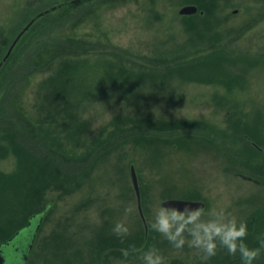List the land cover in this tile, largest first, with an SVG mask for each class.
<instances>
[{"label": "rangeland", "instance_id": "1", "mask_svg": "<svg viewBox=\"0 0 264 264\" xmlns=\"http://www.w3.org/2000/svg\"><path fill=\"white\" fill-rule=\"evenodd\" d=\"M69 2L0 0V63L34 18L53 8L59 16ZM189 5L198 13L180 15ZM74 18L61 36L82 48L33 74L19 104L38 139L59 151L53 156L75 157L82 167L75 174L38 168L0 138V244L46 210L27 264H143L152 246L164 264L231 256L221 246L203 259L157 232L156 212L170 199L203 201L205 219L224 208L247 220L250 246L260 244L264 0H92ZM118 222L128 227L123 236L113 231Z\"/></svg>", "mask_w": 264, "mask_h": 264}, {"label": "trees", "instance_id": "2", "mask_svg": "<svg viewBox=\"0 0 264 264\" xmlns=\"http://www.w3.org/2000/svg\"><path fill=\"white\" fill-rule=\"evenodd\" d=\"M69 1V4L60 5V7H58L56 13H58L59 16L53 17L55 13L53 12L54 10H52L40 19H37L33 26L22 36L10 57L6 61H1L0 138L10 142L13 145L15 153L18 152L23 161L31 162L38 166V168L39 165L42 168L47 166L49 168H56L65 173L75 174L79 171V167H82L78 166V159L75 157L68 158L63 155H61V157H58L57 155L54 157L52 152L55 151L58 154L59 151L55 149L53 150L47 142L38 139L34 124L26 118L24 111L19 104V97L22 94V90L26 88V83L33 74L46 70L52 61L59 59L64 55H68L70 52L67 51L72 49V46L77 48L76 50L82 48L81 43L70 39V36H61V32H63L65 28L63 27L61 29V26L65 25L66 27H72L75 22L74 17L86 3H89L92 0ZM46 10L49 9L47 8ZM74 12L75 15L72 14ZM62 15L65 16L62 17ZM54 50L59 53L57 56L53 55L52 52ZM61 51H63V54L60 55ZM222 52L223 50H217L215 51V55H220L218 53ZM138 128H141L142 131H146L144 136L152 135L149 128L144 126ZM135 130L136 128H133L130 129L129 132L134 133ZM168 131H173V129H168ZM43 144L48 148L50 153H44L41 149L42 146H44ZM44 212L46 213V210L41 213ZM259 214L262 215L264 212ZM255 220L256 219L253 217L250 225L252 231H255L256 229L257 224ZM27 225L2 242L0 247L7 241L13 239ZM262 226H264V223H261L260 227ZM252 247L264 248V245H261L260 243L254 244ZM230 255L231 256L221 264H244V261L239 254ZM253 264H264V251L255 258Z\"/></svg>", "mask_w": 264, "mask_h": 264}, {"label": "clouds", "instance_id": "3", "mask_svg": "<svg viewBox=\"0 0 264 264\" xmlns=\"http://www.w3.org/2000/svg\"><path fill=\"white\" fill-rule=\"evenodd\" d=\"M152 227L178 249L188 243L201 250L203 259L216 255L218 248L222 246L230 254H239L244 264H253L255 258L264 251V248L252 247L248 243L247 220L238 219L224 208H212L205 219L199 210H192L190 207L181 210L162 204L156 212ZM113 231L123 236L128 232V227L123 222H118ZM260 242L264 245V237L260 238ZM124 254H129L127 249ZM142 258L143 264L165 262V256L156 246L144 251Z\"/></svg>", "mask_w": 264, "mask_h": 264}, {"label": "water", "instance_id": "4", "mask_svg": "<svg viewBox=\"0 0 264 264\" xmlns=\"http://www.w3.org/2000/svg\"><path fill=\"white\" fill-rule=\"evenodd\" d=\"M55 8H53L54 10ZM198 7L194 5L185 6L180 10V15L182 16H192L196 15L198 13ZM47 12H43L39 15V17L44 16ZM38 18H34L25 28L22 30V32L18 35L16 40L13 42L12 46L10 47L7 55L4 58V61H6L19 40L22 38V36L32 27V25L36 22ZM2 64L0 65V67ZM131 176L132 181L134 184V188L136 190V195L138 199V209L140 212V215L145 223V226L147 228L146 219L143 213L142 208V201H141V191L139 186V180L137 176V172L134 166L131 167ZM244 179H247L249 181H252V179L248 176H242ZM163 204H167L170 207L180 208L181 210L184 209V207H190L192 210H199L202 211L205 209L206 204L203 201H187V200H180V199H170ZM46 213H40L37 215H34L31 217L29 224L21 230L13 239L7 241L5 244H3L0 247V264H27L29 260V256L31 254V251L33 250L36 237L39 233V230L41 229L44 217Z\"/></svg>", "mask_w": 264, "mask_h": 264}]
</instances>
